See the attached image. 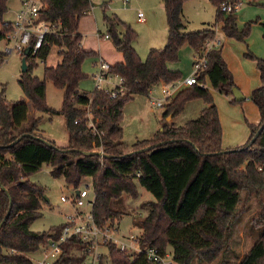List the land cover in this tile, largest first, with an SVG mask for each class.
Wrapping results in <instances>:
<instances>
[{
	"label": "trees",
	"instance_id": "16d2710c",
	"mask_svg": "<svg viewBox=\"0 0 264 264\" xmlns=\"http://www.w3.org/2000/svg\"><path fill=\"white\" fill-rule=\"evenodd\" d=\"M9 1L0 0V43L11 29V24L5 21ZM44 1L47 5L45 19L59 23L62 32L59 36L48 37L37 54L30 52L28 71L22 73L19 84L36 112L63 115L69 146L59 148L44 139L37 119L29 129L19 131L28 119V105L9 103L4 87H0V224L3 223L0 264H33L28 255L38 252L41 245L58 238L62 232L63 225L42 233L31 230V225L43 216L45 189L31 183L29 178L44 165L52 168L53 178L64 179L75 190L79 189L83 179L94 180V216L101 225L122 217V213L112 208L113 199L123 195L136 199L138 185L143 187L155 198L148 205L149 214L139 222L143 245L156 247L164 253L172 247L176 264H194L196 261L213 264L220 258L223 261L238 223L242 192L256 196L264 192V129L255 139L256 129L264 127V60L247 47L245 57L256 63L262 81L250 97L262 122L258 126L249 125L251 135L243 147L223 148V128L214 98L209 89L193 86L167 104L164 118L176 117L196 99H202L206 104L200 116L183 127L173 123L164 125V136L138 141L133 145V151L125 154L122 119L126 103L136 95L149 96L159 83L175 82L177 77L169 70L168 63L178 60L179 51L185 45L197 50L209 45L216 37L214 26L187 32L186 0H161L168 22L167 45L164 49H151L143 62L133 45L137 34L118 17L109 18L105 4L103 15L109 39L124 56V62L111 68V72L124 80L127 91L116 98L105 91H95L88 96L80 90V82L85 78L83 65L91 53L82 46L79 24L92 9L91 0ZM211 2L218 8L216 23L222 24L226 37L246 43L253 22L240 30L237 13H222L219 8L223 0ZM120 27L125 30L124 34L119 31ZM54 46L60 50L61 64L46 68L41 80L33 74L35 62L39 59L45 63ZM5 57L0 53V64ZM207 78L213 89L221 94L232 95L233 89L237 88L221 49L209 53V63L199 80L205 83ZM48 80L65 92L61 111H54L46 104ZM233 103L241 102L234 99ZM88 106L97 131L88 127L84 109ZM78 120L81 122L76 124ZM76 151H103L108 158L84 156ZM242 167L243 170L238 171ZM257 225L261 230L259 238L239 264H264V213ZM81 250V243L69 241L56 264H81L84 260ZM106 263L148 264L143 256L131 260L114 246L109 247L108 258L106 256L100 262Z\"/></svg>",
	"mask_w": 264,
	"mask_h": 264
},
{
	"label": "rangeland",
	"instance_id": "374dc122",
	"mask_svg": "<svg viewBox=\"0 0 264 264\" xmlns=\"http://www.w3.org/2000/svg\"><path fill=\"white\" fill-rule=\"evenodd\" d=\"M150 5L149 0H92L95 5L89 15L83 16L86 20L80 23L82 25V35L84 37V47L91 53L83 65V72L85 78L80 82V90L91 96L95 93V83L93 75L97 72V63L100 59L104 60L111 68L124 62L123 54L115 47L113 40L98 44L97 40V24L100 31L107 33L106 23L103 20V6L108 5L106 12L109 18L118 17L122 23L131 27L137 34V40L134 42V48L143 62L148 58L151 49H164L168 41V22L165 10L159 0H152ZM10 6L18 3V0H10ZM155 3V4H154ZM152 6L149 13L145 10V5ZM128 6V7H127ZM248 6H253L259 9L258 12L253 13V21H258L264 24V0H252L245 4L241 9L239 16H242ZM117 8V11L114 8ZM14 9L11 10L13 12ZM142 11L147 17V23L142 24L138 22V12ZM218 8H216L211 0H186L184 5V15L187 21V32H198L206 28L214 26L216 37L214 40L220 41L225 45V52L233 58V53L226 48V43L223 37L222 24L216 23ZM9 18H11L9 16ZM93 19V20H90ZM242 22L240 25L242 26ZM247 24V23H246ZM245 24V25H246ZM255 22L252 25V31L249 39L253 40V47L262 51L264 47V27L259 25L258 28L262 31V36L255 30ZM245 27V26H244ZM243 27V29H244ZM84 29L88 33H84ZM119 31L124 34L125 30L120 27ZM228 39V38H226ZM213 40V41H214ZM235 40V39H232ZM249 40V48L254 54ZM236 41V40H235ZM238 42V41H237ZM238 44L242 46L243 57L248 60L250 68L248 76L240 73L239 80L243 82L245 90L251 88L258 83L254 61L245 57L247 53V45L243 42ZM230 44V43H229ZM6 47L5 42L0 43V52L3 53ZM183 48V47H182ZM184 49V48H183ZM179 51L177 61L168 63L169 70L177 77L175 82L165 84L159 83L152 90L149 96L136 95L132 100L128 101L123 109V135L126 149L125 154H130L133 145L138 141L152 140L156 136H164V125H170L167 118H164L167 104L174 99L175 95L182 91L189 89L183 85V81L194 73V53L191 49H184ZM221 49V47H220ZM62 57L58 47H52L45 63L41 60H36L35 68L33 70L34 76L43 80L45 77L46 68H55L61 64ZM22 76V57L13 52L6 55L5 60L0 64V87H4L6 99L9 103L29 100L24 96L20 87L19 81ZM111 78L108 82L102 85V91L111 92L121 83V78L114 73L109 75ZM205 84L207 89L214 98V102L221 112L224 119L226 136L230 138L242 137L244 133H248L243 126L236 125L235 122H240L241 118L248 113L253 118L258 116L257 108L252 104L251 91L247 95L241 87L237 84V88L246 97V100L241 103H233L232 95H225L213 89L209 79L207 78ZM46 104L54 111H61L64 103L65 92L55 87V85L48 80L46 82ZM167 89L172 93L171 98L167 97ZM161 104L159 106L158 104ZM33 107V106H32ZM206 107L202 99H196L191 104L185 106L182 113L172 118V123L176 127H183L187 122L195 120L200 116L201 111ZM235 111L237 114H235ZM39 120L38 129L44 139L54 142L59 148H67L69 146V135L66 129L65 118L61 114L40 113L36 112L34 108L28 112V120L24 123L28 125L32 118ZM33 122V120H32ZM32 122L28 126L32 125ZM246 129V130H245ZM259 129H256V133ZM22 131V130H21ZM244 146V145H243ZM242 146V147H243ZM245 167V166H244ZM242 167L240 170H243ZM52 168L49 165H44L43 168L36 174L29 178V181L37 186L45 189V197L42 201V218L31 225V230L34 232H48L54 227H59L66 222V217L73 213L71 203H64L63 197H72L76 191H82L87 185L90 186V196L94 193V180L83 179L82 184L78 190L68 186L64 179H55L51 175ZM139 196L136 199L128 195H123L119 199L112 200V208L122 217L117 220L119 226V235L126 236L130 233H138L140 230L139 222L146 218L149 214V203L154 202V196L147 192L143 187L138 185ZM238 223L234 228L232 239L230 240L228 251L221 261V258L213 264H239L243 258L250 252L257 242L261 233L258 228V221L260 215L264 213V192L259 196L248 191L242 192V200L238 207ZM172 247H168V251L172 252ZM28 257L32 261L40 259L41 255L38 252L31 253ZM107 264V263H106ZM110 264V263H108ZM194 264H199L197 261ZM206 264V263H203Z\"/></svg>",
	"mask_w": 264,
	"mask_h": 264
},
{
	"label": "built area",
	"instance_id": "2783aa9c",
	"mask_svg": "<svg viewBox=\"0 0 264 264\" xmlns=\"http://www.w3.org/2000/svg\"><path fill=\"white\" fill-rule=\"evenodd\" d=\"M252 0H223L220 11L226 15L237 13L245 4ZM47 5L44 0H20V8L16 13L15 19L10 22L11 29L5 34L4 42L6 47L3 54L8 55L17 52L21 57L24 56L26 48H30L33 55L37 54L43 47L46 39L53 35H61L59 23L49 22L44 17ZM139 22H144V13L139 11ZM109 39V35L102 36ZM219 41L214 40L205 48L198 49L194 60V73L183 81L187 88L200 86L207 88V85L200 82L199 77L205 71L209 63V53L214 45ZM2 53V52H0ZM111 67L102 59L97 63V72L93 75L95 90L102 91V85L111 78ZM124 80L115 86L111 92H107L112 98L119 94L123 95L127 91ZM167 97H171V92L167 89ZM161 106V104H158ZM87 111L86 118L89 120L88 127L97 131L96 124L93 122V115L90 107L84 108ZM81 122L76 121V124ZM103 152V151H100ZM104 153V152H103ZM140 176V174H138ZM95 191V189H94ZM95 192L90 196V186L87 185L82 191H76L72 197H63L64 203H71L73 213L66 217L62 232L56 239H50L39 248L41 255L33 264H56L64 254V247L69 241H77L82 244L80 253L84 256L81 264H100L101 260L109 256V247L114 246L117 251L126 254L131 260L143 256L148 264H176L173 253L161 252L158 248L143 245V231L130 233L126 236L119 235L117 220H109L105 224H99L94 216Z\"/></svg>",
	"mask_w": 264,
	"mask_h": 264
},
{
	"label": "crops",
	"instance_id": "0c3cea01",
	"mask_svg": "<svg viewBox=\"0 0 264 264\" xmlns=\"http://www.w3.org/2000/svg\"><path fill=\"white\" fill-rule=\"evenodd\" d=\"M159 2L161 3V5L163 6V8H164V5H163V3H162V1L161 0H159ZM10 3V2H9ZM8 3V8H9V10H8V13L6 14V16H5V21L7 22V23H10V22H12L14 19H15V16H16V13H17V11L19 10V8H20V0H18V3H16V4H14L12 7L10 6V4ZM91 3H92V0H91ZM149 3H150V5L151 4H153V1L152 0H149ZM155 4V3H154ZM95 5L92 3V8L94 7ZM128 7V6H127ZM151 7L152 6H147V4L145 5V10L147 11V12H149V13H152L153 14V12H152V10H150L151 9ZM12 9H14V11L13 12H11V10ZM114 10L115 11H117V8L115 7L114 8ZM165 10V9H164ZM242 9H240L238 12H237V25H238V28L240 29V30H242L243 29V27L245 26V24L247 23H250V22H255V24H256V26H255V30H258V34H259V36L261 37L262 36V31L258 28V26L259 25H262L263 27H264V24H260L259 23V20L258 21H253L254 20V16H253V13L254 12H258L259 11V9H257V8H254L253 6H248L247 7V9H246V11H244L243 12V14H242V16H239V13H240V11H241ZM142 12V11H141ZM139 13V12H138ZM144 13V12H143ZM90 14V12L87 14V15H89ZM108 14V13H107ZM9 16L11 17V18H9ZM137 19H138V15H137ZM144 19H145V21L144 22H139V20H138V22L139 23H142V24H145V23H147V17H146V15H145V13H144ZM184 19H185V15H184ZM86 19L84 18V17H82L81 18V20H80V23H82L83 21H85ZM90 20H93V19H90ZM103 20H104V15H103ZM185 22L187 23V21H186V19H185ZM243 23L242 24V26L240 25V23ZM97 24V35H96V37H97V40H98V44L99 45H101L102 43H105V42H108V41H110L111 39H105V38H103L102 36L103 35H108V27L106 26V29H107V33H103L102 31H100V28H99V26H98V23H96ZM104 24H105V22H104ZM82 25L80 26V24H79V33L81 34V36H82V46H83V48L85 49V47H84V44H83V42H84V37H83V35H82ZM84 33L86 34V35H88V33L86 32V30L84 29ZM223 37L225 38V40H228V43H226V48H228V49H230L231 51H232V53H233V58H231L226 52H225V50H223L224 49V47H225V45H222L221 44V42L219 41V44H216V45H214V47L213 48H215V49H220V47H221V50H222V56H223V58H224V60H225V62L227 63V65H228V68H229V70L232 72V74H233V76H234V81H235V84H237L239 87H241V89L247 94V92L249 93V91H251L250 93H252L255 89H257V88H259L260 86H261V84H262V81H261V77H260V73H259V71H258V69H257V66H256V63L255 62H253V63H255V66H256V70H257V72H258V76H257V81H258V83L257 84H255L252 88H251V90H249V88H246L247 90H245V88H244V84H243V82H241L240 80H239V76H240V73H243L245 76H247V77H249L248 76V70H249V68H250V63L249 62H247L248 60H246L244 57H243V51H242V46H240V45H238V44H241V45H243L244 46V44H242V43H240L239 41L237 42V40L235 41V40H232L231 38H228V37H226V35L224 34V32H223ZM226 38H228V39H226ZM251 39V38H250ZM249 38L246 40V45H247V47L249 48V40H250ZM4 42V41H3ZM6 43V42H5ZM230 43V44H229ZM244 43V42H243ZM250 44H251V47H252V50H253V52H254V55L256 56V57H258V58H260V59H263L264 60V47H263V50L262 51H260V50H258V49H256V48H254L253 47V40H250ZM183 48L185 49H191L192 50V52L194 53V58H195V54H196V51H197V49H193L192 47H190V46H188V45H185V46H183ZM183 48H181V50L183 49ZM183 49V50H184ZM86 50V49H85ZM249 50H250V48H249ZM87 51V50H86ZM251 51V50H250ZM122 53V52H121ZM124 57V56H123ZM47 60V59H46ZM240 90V89H239ZM241 91V90H240ZM172 94V93H171ZM179 94V93H178ZM178 94H176L175 95V97L178 95ZM243 94V93H242ZM244 95V94H243ZM247 95H249V94H247ZM233 96V95H232ZM174 97V98H175ZM171 98V97H170ZM232 98H234V97H232ZM169 99V98H168ZM245 100H246V97H245ZM244 100V101H245ZM21 102H24V103H26L27 105H28V108H29V111H30V109H32L33 107H32V103L30 102V101H28V102H25V101H21ZM193 101H191V102H189L188 104H191ZM187 104V105H188ZM252 104H253V102H252ZM186 105V106H187ZM254 105V104H253ZM255 106V105H254ZM256 107V106H255ZM257 108V107H256ZM257 111H258V108H257ZM235 114H237L236 113V111H235ZM219 115H220V121H221V124H222V128H223V148L224 149H235V148H238V147H242L243 145H245L247 142H248V140H249V138H250V135H251V131H250V128H249V125H252V126H258V125H260L261 124V122H262V118H261V115H260V112L258 111V116H255V117H253V118H251L249 115H248V113H246V115L244 116V117H242L241 118V116H240V122H235V124L236 125H240V126H243V123H244V128H246L247 129V131H248V133H244V135L242 136V137H236V138H230V137H227L226 136V132H225V125H224V119H223V116L221 115V112H219ZM28 120V119H27ZM32 120H34V117L32 118ZM32 120H31V122H32ZM167 121L168 122H170V124L172 123V118H171V116L170 117H167ZM30 122V123H31ZM30 123L28 124V125H25V124H23L22 125V127L19 129V131H23V130H27V129H29L28 128V126L30 125ZM245 129V130H246ZM139 228V230H141V228L140 227H138Z\"/></svg>",
	"mask_w": 264,
	"mask_h": 264
},
{
	"label": "water",
	"instance_id": "95a60500",
	"mask_svg": "<svg viewBox=\"0 0 264 264\" xmlns=\"http://www.w3.org/2000/svg\"><path fill=\"white\" fill-rule=\"evenodd\" d=\"M29 54H30V48L28 47V48L25 49V51H24V56H23V58H22V73H26V72L28 71L27 56H28ZM232 95H233L234 99H235L237 102H243V101L245 100V96H244V95L242 94V92H241L239 89H237V88L233 89V91H232ZM171 118H172V116H171ZM263 129H264V127L262 126V127L259 129V131L257 132L255 139L258 138V137L260 136V134L262 133ZM255 139H254V140H255ZM17 141H19V139H18ZM17 141H16V142H17ZM16 142H15V143H16ZM15 143H13L11 146H14ZM47 144H48L49 146H51V144H49V143H47ZM76 152L81 153V154H83L84 156H98V157H100L101 159L108 158V156H107L105 153L100 152V151H90V152L76 151ZM2 189H3L5 192H7L6 188L2 187ZM10 201H11V199H10ZM11 204H12V202H11ZM10 212H11V209L9 210L7 216H9ZM2 226H3V223L0 224V229L2 228Z\"/></svg>",
	"mask_w": 264,
	"mask_h": 264
}]
</instances>
